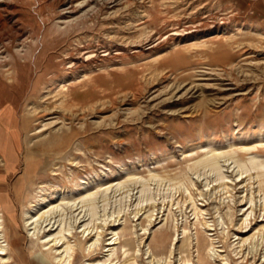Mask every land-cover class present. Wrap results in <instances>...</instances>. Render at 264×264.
Instances as JSON below:
<instances>
[{
  "label": "rangeland",
  "instance_id": "obj_1",
  "mask_svg": "<svg viewBox=\"0 0 264 264\" xmlns=\"http://www.w3.org/2000/svg\"><path fill=\"white\" fill-rule=\"evenodd\" d=\"M0 264H264V0H0Z\"/></svg>",
  "mask_w": 264,
  "mask_h": 264
}]
</instances>
